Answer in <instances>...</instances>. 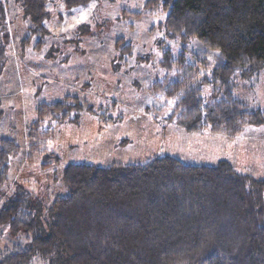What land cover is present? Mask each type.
I'll return each instance as SVG.
<instances>
[{"label": "trees", "instance_id": "trees-1", "mask_svg": "<svg viewBox=\"0 0 264 264\" xmlns=\"http://www.w3.org/2000/svg\"><path fill=\"white\" fill-rule=\"evenodd\" d=\"M16 1L32 27L43 30L47 0ZM87 1L65 0L71 6ZM162 4L169 38L197 40L216 51L209 71L198 72V80L181 74L167 92L180 94L178 122L229 136L264 123V111L235 97L239 78L264 65V0ZM9 40L7 6L0 0V73ZM184 56L166 49L160 63L167 71L179 73L184 66L196 73ZM69 106L59 100L37 108L39 117L27 132L31 146L40 143L37 123L66 118ZM17 148L15 139L0 138V195ZM61 176L66 193L42 214L39 198L23 187L3 200L0 225L18 242L0 251V264H25L35 255L45 264H264V178L225 159L190 164L162 155L106 166L69 162Z\"/></svg>", "mask_w": 264, "mask_h": 264}, {"label": "rangeland", "instance_id": "rangeland-1", "mask_svg": "<svg viewBox=\"0 0 264 264\" xmlns=\"http://www.w3.org/2000/svg\"><path fill=\"white\" fill-rule=\"evenodd\" d=\"M4 1L10 40L0 73V138L15 139L18 148L9 160L0 205L23 187L39 198L38 212L44 213L54 197L66 193L61 171L69 162L106 166L162 155L190 164L225 159L242 173L264 178V123L229 136L178 122L184 109L180 94L167 92L181 74L198 80V72L209 71L216 51L197 40L169 38L162 0H90L72 6L47 0L43 30L32 27L16 0ZM166 49L183 53L185 65L196 73L184 66L177 67L181 73L167 71L160 63ZM235 95L264 111V65L239 78ZM59 100L71 104L66 118L37 123L40 143L31 146L27 132L39 117L37 108ZM17 242L0 225V251ZM25 264L45 260L35 255Z\"/></svg>", "mask_w": 264, "mask_h": 264}]
</instances>
